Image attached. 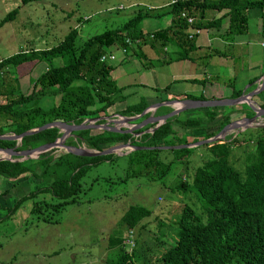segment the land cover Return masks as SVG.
Wrapping results in <instances>:
<instances>
[{"label": "trees", "instance_id": "obj_1", "mask_svg": "<svg viewBox=\"0 0 264 264\" xmlns=\"http://www.w3.org/2000/svg\"><path fill=\"white\" fill-rule=\"evenodd\" d=\"M21 1L25 3L30 0ZM250 7L258 8L264 20V0H171L164 7L138 8L118 26L92 33L80 42H77V29L69 27L60 40L51 46L19 49L0 57V134L20 133L51 120L80 123L85 118L98 117L95 123L104 121L103 116L109 113L108 108L115 101L125 98L126 93L123 92L124 87L118 85L109 74L113 67L112 61L100 60L101 53L122 46L125 49L130 47L131 43H127L126 38L130 42L136 39L135 43L148 39L150 43L175 44L178 50L176 57L183 58L188 55L187 46L192 45L191 37L184 31L189 25L193 29L215 26L221 16H227L228 31L243 32L247 21L246 9ZM208 10L213 12L206 19L204 15ZM216 11L223 12L214 17L213 13ZM16 12L15 7L8 10L1 17L0 25L12 19ZM164 14H169V24L142 31L140 25L145 17H161ZM187 17L191 18L190 22L186 20ZM40 61H44L46 67L35 78L30 79L29 89L22 91L18 82L20 68L26 69L28 65L33 66ZM261 91L264 88L255 94L258 95ZM239 94L238 89L230 93L232 97ZM43 95H58L57 104L52 103L47 108H42L38 99ZM185 97L204 98L202 94L183 93L176 96L178 99ZM145 106L147 102L139 98L135 102L126 103L116 112L134 115ZM258 106L264 107V96L258 101ZM216 107L192 108L200 111L196 116H169L150 131L145 129L152 127L154 123H145L135 128L133 132L139 133L138 141L132 139V143L154 147L127 152L126 155L132 154L137 164L134 172L151 167L157 175L162 176L168 170L170 160L164 163L158 158V148H164L157 147L158 145H169L168 149L175 153L173 158L180 160V156L186 155L191 146L173 145L207 138L214 135L226 122L253 113L251 110L247 113L250 109L247 108L243 112L239 111L242 113L239 116L230 111L220 114ZM239 107L238 105L236 108ZM169 110L168 105H160L155 108L154 113ZM147 114L148 112L143 113L137 120L145 118ZM258 128L260 132L254 139L249 135L242 137L243 140L252 142L251 149L245 152L242 169L236 168L229 158L232 145L239 141L237 134L228 139L217 138L199 144L209 154L194 168L190 182L185 177H180L172 185L182 194H188L190 200L182 204L170 224L173 227L172 243L159 251L153 260H149L150 257L144 250H137L133 238L131 249L127 250L125 247L129 238L127 231L151 212L148 207L133 203L129 204L120 217L123 229L121 233L109 235L108 246L113 248V253L107 255L102 264H264V124L258 125ZM72 132L73 134L65 137L64 143L78 145L83 142L88 147L96 146L101 149L125 142L131 136L126 131L90 127ZM59 134L58 127L50 126L25 134L19 140L0 138V147L15 150L34 147L52 141ZM114 155L109 152L84 156L65 151L61 147L50 148L35 158L19 160L18 156L12 155V159H0V196L8 195L11 191L16 194L18 187L21 184L24 186L23 193L14 197L8 211L15 208L24 197L39 190H47L57 197L59 200L55 206L65 201H74L81 189V177L86 170L100 160H111ZM14 157L17 158L13 159ZM29 180L43 185L32 188ZM159 232L155 238L163 233L162 230Z\"/></svg>", "mask_w": 264, "mask_h": 264}, {"label": "rangeland", "instance_id": "obj_2", "mask_svg": "<svg viewBox=\"0 0 264 264\" xmlns=\"http://www.w3.org/2000/svg\"><path fill=\"white\" fill-rule=\"evenodd\" d=\"M161 1L165 0H30L25 3L21 0H0V19L11 8L17 9L12 19L0 25V57L19 49L51 46L60 40L69 27L77 29V42H80L92 33L118 26L138 8L147 9L149 5ZM162 22L161 18L147 16L140 26L151 29V26L156 24L161 26ZM118 50L116 56L121 52L120 48ZM45 65L44 61H40L33 66L28 65L26 69L20 68L21 74L18 79L28 76L32 80ZM139 66L135 65L134 69H138ZM137 73L133 76L139 80ZM179 83H174L173 87L184 85V82ZM24 86L21 84L22 90H25ZM126 88L123 89L124 93L132 90L128 88V91H125ZM145 93L149 96L146 100L152 99L151 88L143 85L138 87L136 92L126 95V103L135 102L139 96L144 99ZM253 96V99L262 98L264 91ZM57 98L58 95H43L38 99V103L42 108H47L52 103L57 104ZM121 105L122 102L115 101L108 108L106 118H112L114 116L112 114L122 108ZM236 105L240 107L236 108ZM219 106L216 107L218 113L230 111L238 113L237 116L242 114L239 111L243 112L244 109L250 108L246 102ZM250 110L246 112L249 113ZM186 111L192 116L200 114V111L192 108ZM241 117L243 115L235 119ZM256 119L259 120L257 124L246 125L243 128L236 126L222 133L221 138L224 139L237 134L239 141L232 145L229 158L238 169H242L245 152L251 149L252 143L250 140H243L242 137L249 135L254 139L259 134L258 125L264 124V114ZM133 128L130 135L134 133ZM145 131H150V127ZM137 137L133 140L138 141ZM78 145L89 149H101L96 146L88 147L83 142H79ZM124 150L116 147L115 151H112L115 155L111 160H100L86 170L81 177V189L74 201H65L55 206L59 199L47 190H39L31 196L24 197L15 208L8 211L14 197L23 193L24 186L18 185L16 194H12L10 190L8 195L0 196V264H102L105 257L113 253V248L108 246L109 235L121 233L123 229L120 217L129 204L133 203L142 204L151 209V212L130 229L131 240H125L126 249H131L133 238L137 250H144L150 257L149 260H153L155 255L169 246L173 240V227L170 224L173 223L182 204L190 200L188 194H182L173 186L180 177H185L190 182L194 168L209 153L202 145H192L190 151L180 156L179 160L173 158L175 153L168 147L158 148L156 153L158 158L164 163L170 160L168 170L160 176L151 167L134 172L137 169L134 157L132 154L126 155ZM15 158L17 157L13 159ZM187 159L189 160L186 161ZM28 182L32 188L43 185L33 180ZM37 205L39 207H36ZM160 230L163 233L155 238L160 234Z\"/></svg>", "mask_w": 264, "mask_h": 264}, {"label": "crops", "instance_id": "obj_3", "mask_svg": "<svg viewBox=\"0 0 264 264\" xmlns=\"http://www.w3.org/2000/svg\"><path fill=\"white\" fill-rule=\"evenodd\" d=\"M167 1L151 4L148 8L167 6L171 0ZM212 12V10H208L204 15L205 18H210ZM222 12L216 11L213 16L218 17ZM246 14L247 21L243 32L232 33L228 31L229 17L227 16H221L219 23L215 26L193 29L189 25L184 31L188 37H191L192 45L187 46L188 55L183 58L176 57L178 50L175 44L170 42L166 44L150 43L148 39L139 43L132 42L130 47L122 53L119 52L120 54L117 56L115 53L119 51L118 48L113 49L115 59L112 61L113 67L109 74L118 85L127 87L125 91L132 88L126 95L136 92L138 87H143V85L151 88L152 99L146 100L149 98L147 93H145L146 97L144 96L147 105L176 98L177 95L183 93L202 94L204 98H224L232 97L230 95L232 90L238 89L240 93L247 92L260 83V77L264 71V32H262L264 20L261 18L260 10L256 7L247 8ZM158 18L163 21L161 26L156 24L151 26V29L141 27L142 31H150L169 24V14H164ZM135 65L140 66L138 69H134ZM40 71L41 69H39ZM136 72H138L139 80L133 76ZM237 73H239L238 76ZM19 79V88L21 89L22 84V87L25 85L26 90L30 85V79L28 76ZM179 82H184V85L173 87L174 83L180 84ZM214 83L222 84L225 88ZM253 95L251 99L258 105L260 97L253 99ZM126 101L127 98H123L116 102H122L123 108ZM186 110L189 109L177 113L179 117L186 113L189 114V111ZM116 114L119 113L114 112L112 115L115 116ZM143 119H134L135 121L128 124L143 121ZM126 125L124 122L116 124L119 128L123 126V129L126 128ZM246 125L240 126L243 128Z\"/></svg>", "mask_w": 264, "mask_h": 264}, {"label": "water", "instance_id": "obj_4", "mask_svg": "<svg viewBox=\"0 0 264 264\" xmlns=\"http://www.w3.org/2000/svg\"><path fill=\"white\" fill-rule=\"evenodd\" d=\"M264 88V72L260 77V83L258 86H255L254 88L250 89L247 92H241L237 96L233 97H224V98H190V97H185V98H170L167 100L163 101H158L151 103L147 106L144 107V109L134 115H122V114H117L115 118H106V116H103L104 121L95 123V120L98 119V117H92V118H85L82 120L80 123H66L64 121L60 120H51L44 122L38 126L31 127L28 129H25L21 131L20 133H2L0 134V138H11V139H16L19 140L21 136L25 134H30L33 132H36L38 130H41L46 127L50 126H56L58 127L60 134L55 137L52 141H47L40 143L34 147H29V148H24L20 150H15L14 148L11 147H0V152L4 154H0V159L3 158H9L12 159L11 156H18L19 159L26 158V157H37L39 153H41L44 150H47L52 147H62L65 151L72 152L74 154L78 155H84V156H93L97 154H105L109 153L112 151H115L116 147H123L127 145V141L125 142H120L111 146H108L104 149H89L81 145H70L64 143V139L66 136L73 134V130H78L81 128H99V129H109L112 131H126V132H131L132 128H138L144 125L145 123H154L152 127H150V130L158 126L160 123H162L167 117L175 115L179 113L182 110L185 109H190V108H198V107H205V106H225V105H232L235 103H241V102H246L248 106L250 107L251 110H253V113L249 116H243L239 119H234L231 120L224 125L212 136H209L207 138H203L200 140H197L195 142L187 143V144H180V145H173L175 147L178 146H192V145H198L203 142H208L213 139L221 138L223 135L222 133H225V130L228 129L231 126H238L240 121H253L255 120L258 116H261L264 114V107H260L254 103V101L251 99V96L261 89ZM178 103V105H174L173 103ZM254 105H253V104ZM160 105H168L170 106V110L164 113H157L154 114V110L156 107ZM145 112H149V114L143 119V121H139L134 123L135 125L131 128H125L121 129L118 126H116L117 123L120 122H131L133 119L136 117L142 115ZM111 121V122H110ZM248 125V124H247ZM154 147L153 145H139V144H133V149L137 148H151ZM157 147H170L169 145H158Z\"/></svg>", "mask_w": 264, "mask_h": 264}, {"label": "built area", "instance_id": "obj_5", "mask_svg": "<svg viewBox=\"0 0 264 264\" xmlns=\"http://www.w3.org/2000/svg\"><path fill=\"white\" fill-rule=\"evenodd\" d=\"M181 14L183 15V12H182ZM186 20H187L188 22H190L191 18L187 17ZM125 41H126L127 43H131V44H132V42H130L131 40H130L129 38H126ZM136 41H137V40L135 39V40L133 41V43H135ZM120 50H121V52H124L126 49L122 46V47H120ZM114 58H115V54H114L113 51H107V52L101 53L100 56H99V59H100V60H112V61H113ZM115 116H118V115L116 114ZM125 124H127V125H126V128H131V126H133V124H131V123L128 124V122H126ZM130 125H131V126H130ZM132 134H133V135H131V136L126 140L128 144L125 145V147L123 146L124 149H125L124 152L130 151V150L133 149V143H132L131 141H132V139H133L134 137H137L139 133L134 132V133H132ZM130 232H131V230L128 231V233H129L128 241L131 240V234H130ZM126 240H127V239H126Z\"/></svg>", "mask_w": 264, "mask_h": 264}, {"label": "bare ground", "instance_id": "obj_6", "mask_svg": "<svg viewBox=\"0 0 264 264\" xmlns=\"http://www.w3.org/2000/svg\"><path fill=\"white\" fill-rule=\"evenodd\" d=\"M174 105H178V103L176 102H174L173 103ZM258 118V117H257ZM257 122H259V120L258 119H255V120H253V121H250V122H247V121H240L239 122V125L238 126H240V125H243V124H257ZM236 126H231V127H229V128H231V129H233V128H235ZM228 128V129H229ZM240 128H241V126H240ZM227 130V129H226ZM225 130V131H226ZM125 147V146H124ZM124 147H120V148H124Z\"/></svg>", "mask_w": 264, "mask_h": 264}, {"label": "clouds", "instance_id": "obj_7", "mask_svg": "<svg viewBox=\"0 0 264 264\" xmlns=\"http://www.w3.org/2000/svg\"><path fill=\"white\" fill-rule=\"evenodd\" d=\"M258 86V85H257ZM133 124V126L135 125L134 123H132Z\"/></svg>", "mask_w": 264, "mask_h": 264}]
</instances>
